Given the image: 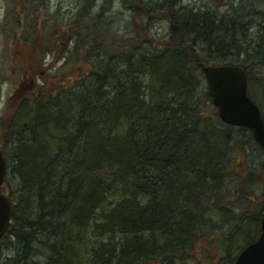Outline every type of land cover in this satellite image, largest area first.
I'll list each match as a JSON object with an SVG mask.
<instances>
[{
	"label": "trees",
	"instance_id": "trees-1",
	"mask_svg": "<svg viewBox=\"0 0 264 264\" xmlns=\"http://www.w3.org/2000/svg\"><path fill=\"white\" fill-rule=\"evenodd\" d=\"M225 1L223 13L177 0H82L63 14L49 0H4L0 28L13 52L27 43L30 61H62L3 124L12 216L0 240L13 254L2 264H231L234 247L256 238L264 161L244 176L231 159L247 156V144L264 151L247 128L221 121L200 67L241 65L264 105V0L247 20ZM116 5L129 14L122 32L107 15ZM237 179L263 185L257 206L233 205ZM244 214L252 220L238 233Z\"/></svg>",
	"mask_w": 264,
	"mask_h": 264
},
{
	"label": "rangeland",
	"instance_id": "rangeland-1",
	"mask_svg": "<svg viewBox=\"0 0 264 264\" xmlns=\"http://www.w3.org/2000/svg\"><path fill=\"white\" fill-rule=\"evenodd\" d=\"M81 1L82 0H49V6L53 10L55 6L61 5L60 12L63 14H68L77 10L81 4ZM261 2L263 3L262 0H235L233 3L237 6H240L239 11L242 14V18L247 20L250 18V8L253 6H256V8H260ZM225 3V0H177V5H180V7H187L195 10L217 8L218 10H216V12L222 11L223 13H225L227 9V7H224ZM5 5L6 3L4 2V0H0V20L3 16ZM107 15L111 19L113 27L119 30V32H122L128 24V11L119 7L118 5L109 10ZM152 32H155V35L161 37L164 34V21L156 22L152 26ZM5 39L6 33L3 29L0 28V137L3 130V124L7 121L15 105L27 92L26 89H29L33 85L34 80L37 79V77H40L39 75L47 77L46 71L49 72L55 69V66H58L62 61L57 60L54 64L55 66H52L51 68H49V60L51 59L50 55H43V57L39 56L36 57L34 61H30V49L27 43H20L18 48L13 52L10 42H5ZM27 65L28 69H23L24 71L22 74L19 75L17 72H13V68H15V66L26 67ZM261 72L264 76V68ZM260 108L262 110V113L264 114V105ZM235 133V135L238 136L240 134V131H235ZM245 147L247 156H244L243 151H239V153L232 156L234 158L231 159V164L232 167L235 168V172L243 174L244 176L245 173L247 175L249 169H259V163L261 161H264V155L262 154V152H260L259 150H253L250 144H247ZM242 161H244V164L242 163ZM241 178H243L242 175ZM13 185V182H10V186ZM233 187L234 188L231 189L237 190V192L239 193V197L245 196L247 198V200L239 199V197H237L235 195V192L233 191L231 192L233 205H238L239 203L240 207L241 205L245 207H253L255 205L257 206L262 200L263 185L260 183L248 184L246 181H243V179H237ZM0 191L6 193L7 195L10 194L6 182L3 188L0 187ZM225 212V214L220 212L217 217L218 230L222 233L224 232L225 227L228 228V222L226 220L228 217L226 216L231 213L228 210H226ZM244 216L246 217V220L239 221L238 226L235 230L238 231V233L241 232L247 222L252 220L250 219L251 216L245 214ZM237 235L238 234H236L232 239L231 245L233 247L234 245H236L235 241L236 239H238V237L236 238ZM4 241V239L2 241L0 240V264H2V260H4L6 256H11L13 254V251L11 252L12 248H7L5 246L1 247V242ZM243 245L244 243L241 242L238 247H234L235 249L232 252L234 254L237 253ZM210 251L214 252V250L212 249ZM211 254L212 260L217 257L212 252Z\"/></svg>",
	"mask_w": 264,
	"mask_h": 264
},
{
	"label": "water",
	"instance_id": "water-1",
	"mask_svg": "<svg viewBox=\"0 0 264 264\" xmlns=\"http://www.w3.org/2000/svg\"><path fill=\"white\" fill-rule=\"evenodd\" d=\"M208 93L216 106L219 118L231 125L248 128L253 139L264 150V120L257 104L247 92V75L237 64H202ZM6 161L0 150V184L4 179ZM11 203L0 192V236L11 221ZM232 264H264V211L257 237L237 253Z\"/></svg>",
	"mask_w": 264,
	"mask_h": 264
}]
</instances>
